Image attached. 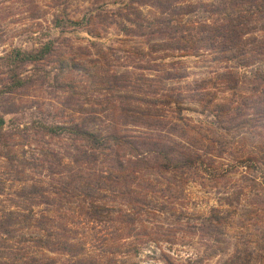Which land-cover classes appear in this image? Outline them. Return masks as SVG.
<instances>
[{
    "label": "rangeland",
    "instance_id": "rangeland-1",
    "mask_svg": "<svg viewBox=\"0 0 264 264\" xmlns=\"http://www.w3.org/2000/svg\"><path fill=\"white\" fill-rule=\"evenodd\" d=\"M230 1L169 0L171 14L152 0H0V216L24 214L0 264H224L239 250L264 264V56L222 49L211 28ZM258 23L243 43L264 40ZM41 125L118 138L103 152L120 153L125 178L93 198L109 211L58 193L107 173L104 155L77 164L87 142Z\"/></svg>",
    "mask_w": 264,
    "mask_h": 264
},
{
    "label": "trees",
    "instance_id": "trees-1",
    "mask_svg": "<svg viewBox=\"0 0 264 264\" xmlns=\"http://www.w3.org/2000/svg\"><path fill=\"white\" fill-rule=\"evenodd\" d=\"M152 3L160 8L162 12H165L166 10L169 12L170 10L169 13L171 14L177 13L175 9H172L174 7L171 6L169 0H152ZM221 5L222 7H219L218 10L222 9V13L225 15V21L215 27H212L211 30L214 32V35L216 37H220L222 40L223 38H225L226 43H222V49L225 52L230 51V53L233 54L232 56H234V58H239V60H241V64L244 65H248L251 60H256L261 55L264 56V40H259L258 42L257 39L252 38L250 43H243L242 39V35L244 33H248L249 31L247 29L255 22H259L258 24L260 26V30L264 31V25L260 24V20H264V0H231L228 5H226L225 3H222ZM253 26L254 25L250 27V30L253 28ZM51 47L52 43L49 42L44 44L42 48L36 52L17 48L14 50V60L24 62L27 60L41 59L44 53H47L51 49ZM255 74L256 78L264 83V68L261 71H257ZM23 82V78L17 77L15 79L16 86L21 85ZM257 112H259L260 114L259 110ZM2 123L3 118L0 116V125ZM41 126L49 131H56L59 128L67 129L69 133H72L87 142L88 147L84 149V151L79 149L78 155L73 158V162H76L77 164L84 161V159L87 160L86 162L95 164L99 160V157L94 155V150H97L99 154L102 153L104 155L101 162L103 163L105 168H108L107 173H97L96 171H94L93 173H75L77 175V182L74 184L73 189L63 190L62 188H60L58 193L63 196L64 193L71 196L82 194L84 199L89 200L88 204L91 207L90 212H92V214H98L100 211H109L110 207H107L105 205L99 207L95 206L98 204L93 201V198L96 197L95 192H97L98 190L106 188L108 184L116 186L125 178V170L127 168L124 160L120 156V153L116 151L113 152L112 155H110V152L106 154L103 152V150L107 148L111 149L113 141H116L118 138L114 134H101L99 131L87 129L83 126L78 125H68L66 127L47 125ZM262 157L264 161V156ZM168 158L166 157L167 161H169ZM182 160L183 159H181L180 161H176V164L172 167L176 168L180 166V164L183 166L193 165V163L195 164L199 161V157L193 156L188 157L183 161ZM243 162L247 163V165L251 168L258 169V160L256 161L250 156H248V158H246V160ZM68 176V178L74 180L71 173ZM35 189L36 187H31L27 190V196L29 198L34 197ZM84 199L82 200L84 201ZM226 200H229V198H226ZM229 203H231V201ZM21 217L19 220L15 219L13 211H8L5 215L0 216V234L6 235L5 237H0V252H2L1 248L5 246L11 247L9 243H7L6 239H8L15 231H17L16 226L13 225L17 221H21L24 217V214H22ZM30 218L31 217L29 216L27 217V219ZM218 219L219 221H221V217H218ZM44 221V219H40L36 222V225L39 228L43 229L46 225ZM55 232L57 233V231ZM35 239L36 241L41 240L39 237ZM61 248L64 249V247ZM19 249L22 250L25 248ZM68 250L71 252V249ZM241 253L242 252H240V250L235 251L224 264H248L251 260V254L247 255ZM12 258H18V255H13ZM30 261V264H32V262L35 261V258L31 257ZM40 261L41 260L38 259V264H43L40 263Z\"/></svg>",
    "mask_w": 264,
    "mask_h": 264
}]
</instances>
